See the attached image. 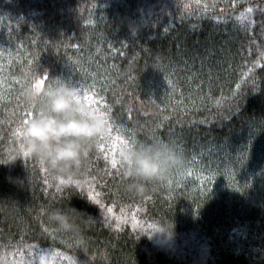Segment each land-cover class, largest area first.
<instances>
[{"label":"trees","instance_id":"1","mask_svg":"<svg viewBox=\"0 0 264 264\" xmlns=\"http://www.w3.org/2000/svg\"><path fill=\"white\" fill-rule=\"evenodd\" d=\"M37 75L108 114L81 188L18 151ZM121 142L185 165L125 190ZM160 218L175 237L157 245L140 235ZM0 264H264V0H0Z\"/></svg>","mask_w":264,"mask_h":264},{"label":"clouds","instance_id":"2","mask_svg":"<svg viewBox=\"0 0 264 264\" xmlns=\"http://www.w3.org/2000/svg\"><path fill=\"white\" fill-rule=\"evenodd\" d=\"M33 79L34 83L22 94L32 115L21 120L14 133L19 140L18 151L24 157L37 159L58 190L66 186L81 188L85 182L77 178V172L97 140L108 135V114L90 106L80 86L61 78L43 86L38 75ZM116 164L120 166L125 190L136 191L149 184L171 183L172 173L184 167L185 157L167 142H121ZM49 218L65 230L71 228L68 213L62 209H53ZM140 236L157 245L171 242L175 224L156 219Z\"/></svg>","mask_w":264,"mask_h":264},{"label":"snow or ice","instance_id":"3","mask_svg":"<svg viewBox=\"0 0 264 264\" xmlns=\"http://www.w3.org/2000/svg\"><path fill=\"white\" fill-rule=\"evenodd\" d=\"M249 11H251V9H249ZM114 163V162H113Z\"/></svg>","mask_w":264,"mask_h":264}]
</instances>
